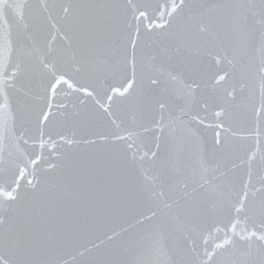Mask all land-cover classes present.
Wrapping results in <instances>:
<instances>
[{
  "label": "snow or ice",
  "instance_id": "1",
  "mask_svg": "<svg viewBox=\"0 0 264 264\" xmlns=\"http://www.w3.org/2000/svg\"><path fill=\"white\" fill-rule=\"evenodd\" d=\"M0 264H264V0H0Z\"/></svg>",
  "mask_w": 264,
  "mask_h": 264
},
{
  "label": "water",
  "instance_id": "2",
  "mask_svg": "<svg viewBox=\"0 0 264 264\" xmlns=\"http://www.w3.org/2000/svg\"><path fill=\"white\" fill-rule=\"evenodd\" d=\"M6 151H7V149H6ZM219 235L222 237V235H223V234H222V233H220Z\"/></svg>",
  "mask_w": 264,
  "mask_h": 264
}]
</instances>
